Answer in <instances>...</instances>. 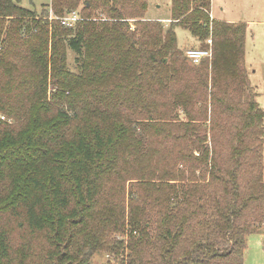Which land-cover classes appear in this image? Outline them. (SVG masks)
I'll use <instances>...</instances> for the list:
<instances>
[{
  "label": "trees",
  "instance_id": "obj_1",
  "mask_svg": "<svg viewBox=\"0 0 264 264\" xmlns=\"http://www.w3.org/2000/svg\"><path fill=\"white\" fill-rule=\"evenodd\" d=\"M211 5L171 0L166 28L145 1L0 0V264H91L128 226L120 264H243L264 227V107L247 24ZM177 26L212 57L193 64Z\"/></svg>",
  "mask_w": 264,
  "mask_h": 264
},
{
  "label": "rangeland",
  "instance_id": "obj_2",
  "mask_svg": "<svg viewBox=\"0 0 264 264\" xmlns=\"http://www.w3.org/2000/svg\"><path fill=\"white\" fill-rule=\"evenodd\" d=\"M135 1V0H132ZM147 3L145 17L152 19L155 17L171 18V0H138ZM225 1L230 17H240L253 21L249 26L247 37V58L251 63V68L248 74L250 75L249 89L256 96L257 100L264 107V0H215L216 10L220 11L219 7ZM51 0H20V4L26 8L41 11L42 8L49 4ZM161 7H157V5ZM216 11V12H218ZM220 13V12H219ZM132 28H135V19H129ZM171 20V19H170ZM170 20L162 21L167 28ZM178 45L180 48L197 47L199 42L197 37L189 30L180 26L176 28ZM204 41V40H203ZM74 53L70 51V63L73 70H76L74 61ZM247 67V65H246ZM248 69V67H247ZM130 227L124 231L114 233L113 237L123 241L124 249L122 253H109L107 250H99L92 257L91 264H120L122 257L128 260L129 249L128 244L134 237H130ZM129 236V238H128ZM243 258V264H264V227L261 232H254L248 236L247 247ZM242 264V262L240 263Z\"/></svg>",
  "mask_w": 264,
  "mask_h": 264
},
{
  "label": "built area",
  "instance_id": "obj_3",
  "mask_svg": "<svg viewBox=\"0 0 264 264\" xmlns=\"http://www.w3.org/2000/svg\"><path fill=\"white\" fill-rule=\"evenodd\" d=\"M82 19V17L79 15L78 11H73L69 15L62 18V21L64 24L68 26H72L76 21ZM209 47L207 48H201V47H195V48H188L185 51V56L193 63V64H199L206 58H211L213 54L212 49V37H209L208 39ZM2 118H5L3 116Z\"/></svg>",
  "mask_w": 264,
  "mask_h": 264
},
{
  "label": "crops",
  "instance_id": "obj_4",
  "mask_svg": "<svg viewBox=\"0 0 264 264\" xmlns=\"http://www.w3.org/2000/svg\"><path fill=\"white\" fill-rule=\"evenodd\" d=\"M223 5H221L219 7L220 11L216 10V4H215V0H212V5H211V10H210V15L212 17V19H215V20H221V21H227V22H234V23H238V22H245L248 26V30H249V26L253 23V21L251 20H247L242 17H230L228 16L229 14V11L227 9V5L225 3V1L221 2ZM157 7H161V5H157ZM218 11V12H216ZM220 12V13H219ZM152 19H159L161 21H166V20H170V18H163V17H155V18H152ZM247 37H248V31H247ZM246 46H247V38H246ZM188 48H192V47H185V50L188 49ZM246 65L248 67V72L250 71L249 69L251 68V63L249 62V59L247 58V52H246ZM249 79H250V75H249Z\"/></svg>",
  "mask_w": 264,
  "mask_h": 264
}]
</instances>
